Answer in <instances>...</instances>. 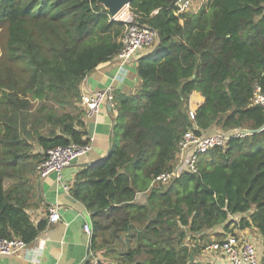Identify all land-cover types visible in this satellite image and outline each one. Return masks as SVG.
I'll return each mask as SVG.
<instances>
[{"label":"trees","instance_id":"obj_1","mask_svg":"<svg viewBox=\"0 0 264 264\" xmlns=\"http://www.w3.org/2000/svg\"><path fill=\"white\" fill-rule=\"evenodd\" d=\"M177 2L130 1L158 44L137 60L138 90L114 94L106 158L80 171L71 191L92 217H107L94 220L90 250L114 251L110 264H192L219 228L222 238L247 228L264 237V128L199 155L197 174L152 185L187 131L264 126L252 103L256 87L264 96V0H207L175 15ZM123 31L98 0H0V238L29 246L47 228L28 214L36 166L54 148L86 142L80 83L114 60ZM193 93L203 103L190 121Z\"/></svg>","mask_w":264,"mask_h":264},{"label":"crops","instance_id":"obj_2","mask_svg":"<svg viewBox=\"0 0 264 264\" xmlns=\"http://www.w3.org/2000/svg\"><path fill=\"white\" fill-rule=\"evenodd\" d=\"M206 1L202 0L200 7ZM145 55H139L137 60ZM137 60L124 66H120L115 60L100 64L84 76V80L80 84V92L92 93L110 88L114 94H134L141 83L136 74ZM202 103L203 98L199 94L193 93L189 100V110H196ZM116 116L117 112L113 105V108L105 106L91 118L84 117L86 139H90L91 150L87 155L65 168L59 181L54 174L39 179L35 200L37 207L28 210L34 223H37L40 220L46 221L50 208L58 207L60 220L56 224H48L27 250L14 256H0V264H85L86 261L92 260L94 257L90 250L92 235L88 237L83 232V226L89 224L93 231L94 220L99 218V221L106 222L107 217L105 218V214L101 217H92L84 204L72 196L71 191L77 174L87 167L93 166V163H99L107 155L116 131L114 120ZM63 185L68 187V190H65ZM145 198L146 195L140 193L136 197V202L144 203ZM239 217L235 216V218ZM217 232L219 235L216 234ZM234 232L255 247L261 261L264 255V237L253 228L234 230ZM222 234L221 228L216 229L209 234V240L216 242ZM115 255L116 253L112 251L105 254L103 258L100 256L102 260H97V262L102 261L110 264L114 261ZM213 256L215 255H212V252L207 249L200 250L192 256L190 263L214 264Z\"/></svg>","mask_w":264,"mask_h":264},{"label":"built area","instance_id":"obj_3","mask_svg":"<svg viewBox=\"0 0 264 264\" xmlns=\"http://www.w3.org/2000/svg\"><path fill=\"white\" fill-rule=\"evenodd\" d=\"M191 6L192 0H178L176 15L189 12ZM139 20L140 17L129 11L127 18L122 21L124 31L120 39L121 50L114 58L120 66L134 63L139 55L151 53L158 44L157 32L152 27L140 23ZM80 93V107L85 112V118L93 117L105 106L113 108L114 92L110 88L92 93ZM252 103L264 109V96L260 93L258 87L255 88ZM188 118L190 121L194 120V110L188 111ZM248 135L249 133L246 130L235 128L226 131L213 130L201 135L187 131L178 142V151L171 170L153 179L152 185H165L184 173L197 174L199 155L212 148L225 147L232 138H243ZM90 150V139H87L82 145L70 144L65 147L54 148L48 151L46 159L36 166V175L38 178L43 179L50 174H54L59 181L62 171L87 155ZM64 189L68 190V187L64 186ZM58 210V207H52L48 210L47 224H56L60 220ZM83 232L90 237L92 235L91 226L85 224ZM27 248L28 245L20 239L0 238V256L18 255ZM205 249L215 255L212 257L214 264H262L255 247L235 232L234 234H224L220 242H212L201 250Z\"/></svg>","mask_w":264,"mask_h":264},{"label":"water","instance_id":"obj_4","mask_svg":"<svg viewBox=\"0 0 264 264\" xmlns=\"http://www.w3.org/2000/svg\"><path fill=\"white\" fill-rule=\"evenodd\" d=\"M131 0H98V3L103 6V8L107 11L108 15L112 20L115 19V17L124 9L127 8ZM176 15V13H175ZM264 126H262L260 129L257 130H246L249 135L255 134L260 132ZM108 154V153H107ZM107 156V155H106ZM104 157V159L106 158ZM97 164V163H93ZM47 221V219H46ZM88 259V258H87ZM192 260V257H190V261Z\"/></svg>","mask_w":264,"mask_h":264},{"label":"rangeland","instance_id":"obj_5","mask_svg":"<svg viewBox=\"0 0 264 264\" xmlns=\"http://www.w3.org/2000/svg\"><path fill=\"white\" fill-rule=\"evenodd\" d=\"M202 4V0H192V6L189 9V12L193 13L196 12L198 10V8L200 7V5ZM126 9V10H125ZM129 14V10L128 7L124 8L116 17H115V21H124L127 16ZM97 260H102V258L100 257L99 254H97L96 257H92L91 263L92 264H96Z\"/></svg>","mask_w":264,"mask_h":264}]
</instances>
